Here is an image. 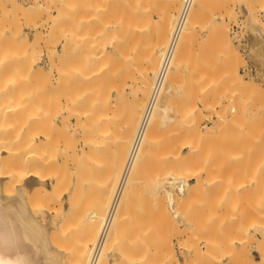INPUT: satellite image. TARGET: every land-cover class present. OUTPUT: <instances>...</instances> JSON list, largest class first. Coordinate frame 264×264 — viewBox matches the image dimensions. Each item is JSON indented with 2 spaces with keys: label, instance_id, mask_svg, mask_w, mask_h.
I'll return each instance as SVG.
<instances>
[{
  "label": "bare ground",
  "instance_id": "6f19581e",
  "mask_svg": "<svg viewBox=\"0 0 264 264\" xmlns=\"http://www.w3.org/2000/svg\"><path fill=\"white\" fill-rule=\"evenodd\" d=\"M0 1H1L0 7H4L6 9L3 3L4 0L3 1L0 0ZM6 1L8 4H10L11 10L14 9V11L17 14L19 11V14L20 12H23V13L26 12V13H29L30 15V12H32V8L35 10L37 8L39 9L42 6L41 5L42 0H33L32 4L28 5L29 8L26 7L27 5L24 6L22 2H19L21 0L19 1L18 0H6ZM62 1L64 3H62ZM62 1L61 3H59L56 0V3H59V5L57 6L53 5V9H51V11H49L50 8L49 10L47 9L48 11L47 10L45 11L46 13H43L42 11V14H46L45 16L46 20H44L45 22L43 23H46L49 25V30H48L49 38L54 33L55 31L54 29L57 28L56 32L58 31V29L60 30L57 32L59 33L58 34L59 37L58 35H56L57 34L56 32H55L56 34L54 33L56 35L54 37H58L57 38L59 39L58 41L62 42L61 48L59 50L54 49L55 47L50 50L49 49L46 50V55L48 56L49 54L48 56L49 58L47 61L48 66L46 65L47 66L46 70L43 68L39 70L37 68V70H35L36 72L34 71L31 73V71H33L31 70L32 69L30 65L31 63L30 64L29 62L23 63V65H21L23 66V68H24V65L27 64L25 66L26 67L25 71L27 70V68H29L27 67L28 64L31 67V69L29 68L30 69L29 72L24 73L26 76V79H25L24 74L20 73L19 68H18V65H20L23 62V61H20L21 63H19V60H18L19 57L22 56V54H20V56H17V54H14V55L10 54L14 52L13 50L9 53H6L8 52L6 51L7 49H4L3 53H1L2 50H0V264H88L91 254L93 252V249L98 243L100 231L104 223V220L107 217V214L110 211V208L112 206V201H113L116 189L118 187L121 174L125 166L126 159H127L132 141L138 130L139 123L141 121V117L144 111V107H145L146 101L151 91V87L153 83L152 76L155 77L158 71L162 54L172 34V31H173L172 29L174 28V23H175L172 15L174 14V12H176L177 6L180 0H172V1L167 0L166 2L169 1L167 5L164 2H162L164 5H166V8H165L166 10L164 11L163 9L162 10L163 12L161 11L162 12L161 17L163 16L162 18H159V16H157L159 19H157L158 21H156V23L158 24L154 22L155 23L154 25H156V27L154 26L155 33L151 32V30L153 31V29L151 28L153 27V23H151L152 20L150 19L152 18L151 13L153 12L151 9L155 7L154 4H150L151 3L150 1H152L153 3V1L155 0H72L73 3L71 0L70 1L62 0ZM207 1L208 0H195L194 1L193 7L189 14V18L186 22L185 28L180 37L171 68L166 77L162 93L146 125L137 154L133 160V163L129 170V174L125 179V184L121 189V193L119 194L118 201L114 207V210L111 216L110 227L108 229L106 237L104 238L101 244L96 264H110L109 263L110 257L113 258V256H115L117 251L120 252V254L123 252L126 253L125 252L126 243H124L123 240L126 241L128 239L127 235L128 236L130 235L129 238H132L131 233L133 232V230H135L137 226V221L143 220L142 216L144 217L145 215L146 219L147 217H151L144 213V210H145L144 206L146 205L147 207L148 205H150L149 204L150 201L152 203L153 201L156 203V205L154 206L151 204L152 206L150 205L149 207L153 209L151 208L150 209L154 210L155 214H158V216H160L161 219H162V216L166 218L168 217L167 206H169L170 208V206H173V204L175 203L174 205L177 207L175 201H177L178 203V201L181 198H179L178 200V197L176 196L177 199L174 200L176 197L173 198V195H171L170 191L166 187L167 185H170L171 189H176L178 192L177 195L180 197H183L185 192L189 194V190H191L190 188H193L192 181H195L196 183L200 182V176H199L200 174L198 175V173L200 172L197 171L196 173L193 171L192 172L193 174L192 173L190 174V171H189L190 169L189 170L187 169L185 171V169L183 170L180 167V165L184 167V164L186 163L187 159L183 158L184 160H182L181 159L182 157L179 156L178 152H177L178 155H176V157L172 159L176 160L175 158L180 157L179 159L182 160V162L181 161L179 162L181 164L177 160H176L177 162L170 161L169 157H167V155L164 153L169 148L172 149L171 144L168 145V142H167L169 140L171 141V137H168L170 135H167L168 139L169 138L170 139L167 141L165 140V142L167 143L166 148H168L166 149L165 144L164 146H161L159 144L161 143V141L159 140L158 136L159 137H163V136L162 135L160 136V134L158 133H160L159 130L163 129L164 127L166 126L169 127L168 125H170L171 123L176 125V129H175L176 133L175 134L173 133L175 132L173 129L175 128V125L174 126L171 125L172 127H170L169 130L166 128V130L170 131L172 128L173 129L172 133L174 134V136H176L177 134H181L183 136V134H185L186 132L187 123L185 122V117L188 115H189L188 117H190V114H192V112H189V113L186 112L188 115L187 114L185 115V112L184 111L182 112L181 109H177L181 112L179 111L176 112L175 110L176 105L173 103L174 101H171L172 92H174L173 83H175L174 80L176 81V79H178L176 76L177 72L183 66L187 48L191 40L195 37V34L197 33L196 28L199 25L204 24V22H206L207 19L208 20L210 19L208 15L211 14V12H209L208 14L207 10L208 11L211 10L212 4H210L211 6H209L210 1H208L209 2L208 6L210 8L206 7ZM232 1L233 0H231V2ZM56 3L54 2L52 4H56ZM65 3L66 5H63ZM155 3H158V0H156ZM60 4L63 6H61ZM5 5L7 4L5 3ZM227 5L225 3V6ZM261 5L262 6H260V10L262 9V7H264V3H262ZM163 7L165 6L162 5V8ZM248 7L250 8V6ZM205 8H208V9L205 10ZM220 8L218 5L216 9L219 11ZM29 9L31 10L29 11ZM157 9L158 8H156V10ZM40 10L42 9L40 8L38 12ZM224 10H227V9H224ZM4 11H1L2 14ZM35 11L31 13L33 14V16L34 15L37 16V13H35ZM158 11L160 12V9ZM205 11L208 15L205 13ZM214 12L215 11H213L212 13ZM16 13H14L13 15H15ZM42 14L41 16L43 17ZM13 15H12L13 18H11L10 20L11 25H14L11 22L15 19ZM255 15H254V18H255ZM31 16H29V18H32ZM210 16H212V14ZM25 17L28 18V16H25ZM1 18L2 17H0V23H1ZM43 18L41 19V21H43ZM204 18L206 21L204 20ZM220 18H223V17H220ZM37 19L39 20V18ZM38 20L36 22L34 21L35 23L32 22L33 25L35 24L34 31H35V28L36 29L38 28L37 30H39L40 28L41 29L43 28L44 24H42V22L39 23ZM36 23H39V24L36 25ZM214 23H215L214 25H210V26H213L211 27L213 30V31L211 30V35L213 34V38H216L221 41L230 42L228 39L227 29H225L224 27L221 28L219 27V25L218 27H216L217 26L216 24H219V23H216V21H214ZM11 25L10 27L12 28L13 26ZM261 26H264V25H261ZM10 30L11 29H9V31ZM209 30L207 32H209ZM148 31H150L151 33H148ZM39 33H40V37L37 36L35 38L36 35H34V39L37 40V38L39 37V39L41 38L42 40L41 30ZM152 33L154 34V36L151 35ZM4 34L5 32L1 33L0 31V38H2L0 39V43H3L2 45H4L3 40H5V42H6V38L9 40V37L5 36ZM149 34L151 35V37L148 36ZM15 35L17 36L18 34H15ZM10 37H12V35H10ZM153 37L154 39H150ZM53 38L51 37L50 39L53 40ZM11 39L12 38H10L9 40L10 43H11ZM147 40H150V41L152 40V41L151 43H149L150 41H147ZM14 41L16 42L15 39ZM21 41L19 42L21 43ZM34 42L32 43L34 44ZM50 42L51 41H49V43ZM142 44L144 45V48ZM50 46H52L51 43L49 47ZM47 51H48V54H47ZM136 52L139 53V55L137 53L138 56L136 54L133 55ZM15 55L17 58L15 57ZM142 58L144 61H142L141 62L142 64H141L140 61ZM137 60L138 61L140 60L139 65L141 66H138L136 64ZM134 65L138 67V68L136 67L137 68L136 71L133 69ZM30 73L32 74L34 78H32ZM26 74H29L30 76ZM28 76L30 77V79ZM129 83L130 84L132 83V85L134 84V87L136 86V88H134L135 94L133 92L134 89L132 88V86H129V89L130 87L133 89V90L130 89L132 90L133 93H129V94H134V97L131 95V97H133L134 100L133 98H130V97L129 98L131 100L128 99L129 94L126 92V88ZM24 85L26 86L22 87ZM124 90H125V94H123ZM126 93L128 94V96H125L127 95ZM116 94H118L119 96L124 95L123 97H126L124 100H127V99L129 100V101L127 100L125 103L123 100L124 104L132 102V100L133 102L131 104H126L127 105L126 107V105L120 103L121 102V98H120L118 99L120 105H117L118 104L117 97L115 96L116 99L113 98L114 95ZM201 95H204V93L203 94L201 93ZM174 98H175V95L172 99ZM113 102L114 104H112ZM112 105H115L116 108L117 106L121 107V105H123L122 108L126 107V110L122 113L121 111H118L120 110V108L118 107L117 108L118 110L114 109L115 111H113ZM218 105L219 104H217L216 106ZM115 106L113 107L115 108ZM142 107H143V111H142ZM176 107H179V106H176ZM201 109H204V108H201ZM117 113H120L119 116L117 115ZM195 113H197L196 118L202 117V114L200 111L199 112L196 111ZM198 113H200L201 115ZM197 115H199V117H197ZM250 115L254 117L253 119L250 118V120L252 119L250 122L252 124L256 122V125L253 124V126L254 125L256 126V132L259 131L260 133H264V124H262L264 123V118L260 119L259 117V115L261 114L259 115L250 114ZM203 116L205 117V115ZM188 119L193 120L194 118L193 119L188 118ZM195 125L198 127V123H196ZM196 126L195 128H197ZM257 128H259L258 131H257ZM207 130L209 131V129ZM259 132L258 134L262 136ZM161 133H165V130L163 129ZM167 133L169 132H166V134ZM172 133H171V136H172ZM109 139H111L112 141L110 140V142L106 145V147H104L105 144L103 143L104 142L107 143ZM180 139L178 138L179 141ZM199 139L200 140L198 143H201L202 140L201 138ZM162 140L164 142L163 138ZM186 140L187 138L185 137V142L187 143L188 141L191 140V137L190 139H188V141ZM157 141H160V142L157 143ZM174 141H176V139ZM174 141L172 140L171 142L174 144ZM179 141H177V143ZM111 142L113 143L115 142L114 146L112 145L113 143L111 144L113 149L109 146ZM156 144H158V147H156ZM159 145H160V150H163L165 148V152H162V155L160 157L161 159H158L160 162H158V160L155 159L156 158L155 156H157L158 154L160 155L161 153L154 155V153H157L156 151H158ZM196 145L198 148H200V144L199 145L196 144ZM109 147L112 150H109L110 149ZM173 147L175 148L172 150H176V149L178 150V147L176 148V146L174 145ZM197 147L195 146L193 150L196 151ZM103 149L105 151H103ZM171 149H169L170 151L168 150L170 154L172 153ZM203 149L205 148L202 147V150ZM106 150H109V152L107 153ZM168 151L166 153H168ZM101 152L103 155L100 154ZM105 153L111 156L112 159L111 158L105 159L103 157V156H106ZM163 154L166 155V157H162ZM173 154L175 153L173 152ZM193 154H197V152ZM185 156H188L189 158L188 154ZM98 158L99 159L101 158V160H103V164H106L107 166L106 169L108 171L110 170L111 174L108 171L107 173H109V176L113 175L112 176L113 179L112 178L110 179V177H106L108 175L107 173H105L106 176H104V181H102L103 179H101V177H100L101 181L97 177L95 178V176L93 178V175H94L93 171L101 169V165H100ZM103 158L106 161H104ZM153 159H155V161ZM152 160L153 162H156L157 160L156 163L157 164L159 163L161 165V166L156 165L155 163V165L157 166L156 168V166L152 164V166L154 165V168H155L154 170L155 173L153 176L155 177L156 170L158 171L160 170V171L159 172L157 171L159 173L156 176L157 178L153 179L155 181H153V185H151L154 188V189H151L152 192L150 191V188L152 187L146 188L152 193L151 196L149 197V194H148L144 198L143 195H146V193L145 191H144V194L141 193L142 190L144 189V187L141 184L146 181L145 182L146 185L144 184L143 185L150 186L148 184H151L150 182L152 178L150 177H152V174H150L151 171L149 170L150 173L147 174V176L149 177L150 175L149 177L151 179L150 180L147 178V176H144L143 173L147 172L148 171L147 169L151 167L147 165L148 164L151 165ZM184 161L185 163H183ZM105 162L107 163L110 162V163H108L107 165V163ZM170 163H173L174 165ZM158 166H159V169H158ZM170 166L172 170L173 168L175 170L176 167L178 166L176 170V172L177 171L178 172L176 173L175 171H172L170 169ZM185 168H188V167H185ZM202 168L203 167H201V169ZM145 169L147 171H145ZM179 170H181L180 173H179ZM187 171H189V173H187ZM144 177H146V179ZM141 178H142V182L140 184L139 182ZM143 179L145 181H143ZM93 180L95 181L97 180L101 182V183L98 182L100 183V186H101L100 191H98L99 184L95 181L93 182ZM148 180L150 181L148 182ZM94 183H97L98 185L97 184L95 185ZM92 185L98 186L97 187L98 189L96 188V190H94L95 188ZM85 186H91L90 190L92 189L95 193V197L96 196L97 197H96L94 205L89 210L87 215L83 213L85 214V216L83 215L85 218H83L82 219L83 221H82L81 218L79 219L77 218L80 217L79 214L82 215L81 212H87V211L86 209H84V211L83 209H80L81 207H79L80 205L78 206V204L81 203V198L83 196V195L81 196V193L83 192V190L84 191L87 190V189H83ZM140 186L141 188L143 187V189H141ZM136 192L141 193V194L137 193L138 196L141 195L139 196V200L137 199L136 195H134ZM65 197H66V200H64ZM140 197L142 198V201H140L141 200ZM146 197H149L150 200L149 199L143 200V199H146ZM188 198H189V195H188ZM188 198L185 199V201L180 200V202L182 201L186 203V200H189ZM133 200H138L139 202L138 201L135 202ZM64 201L67 205V209H65L64 207ZM144 201L145 202L147 201L148 205ZM131 202L134 203L133 206ZM130 203H131L132 208L136 210V212L135 211L133 212L130 206ZM165 203L167 204L166 207H165ZM136 205H139V207H137ZM135 206L136 208H134ZM200 206H199V210H200ZM217 206L218 208H220L221 205L218 204ZM138 208L139 209L143 208V210L140 209L142 210V212L138 210L141 213L139 212L137 215ZM150 209L148 208L149 211L146 209L147 213L150 212ZM201 209H203V207ZM129 210L132 212H128ZM214 210L215 212L213 211V207H212L211 211L213 212V214L214 213L216 214V215L214 214L215 215L214 216L212 213H210L213 216L212 219L216 218V216L220 214V211L222 209L220 211L218 210L219 214L216 213L217 209H214ZM154 211L151 212L152 214L151 213L149 214L155 217L154 220L155 219L157 220L158 216L154 215ZM176 212H178V210ZM188 212L190 211H187L186 215L188 214ZM222 213L223 212H221L220 215H223ZM139 215L141 216L142 220L137 219L136 221V218ZM153 217H151L152 220H153ZM128 218L131 220L129 221ZM208 218H209V215H208ZM127 219L129 223L126 222ZM148 219L147 220L144 219V221L149 222L150 224L152 221H149ZM168 219L169 218H167L166 220ZM217 219L216 220L210 219V221L216 222ZM132 220L135 221L136 223L134 224ZM191 222L193 223L195 221H191ZM215 222L213 223L211 222V224H214ZM219 222H221L220 219H219ZM130 223H133V224L130 225ZM140 223L141 222H139L138 224L139 228L141 227V225H143V223H141V225ZM170 223L172 224L173 222H170ZM151 224L152 225L149 226L151 228L146 227L147 229H145L143 225L139 229V231L142 232V235L143 236L145 235L144 237H141V238L144 239L146 236H148V234L152 232L151 230L159 229V228H152V226L156 227L157 225L153 224V222ZM208 224L211 225L210 222ZM209 225L207 226L210 227ZM124 226H126L127 229L128 227L129 229L131 228V230H128L130 231L129 234L128 232H126L127 229ZM164 226L165 225H163V227ZM187 227L189 228V226ZM142 228H144L145 230H142ZM210 228H212V226ZM190 229L191 231L194 230L195 232L199 233L198 231L194 229V227L192 228L190 227L189 230ZM208 229H205V230L209 234ZM147 230L151 232L148 233ZM189 230H186V232L188 231L190 234L191 231ZM199 231L201 233L202 230H199ZM136 232H133V233H136ZM157 232L155 231L154 233L157 234ZM203 232L205 233L204 230ZM215 232H217V229ZM138 233L133 234V237L134 235H136L137 240H140V241L132 240L131 244L129 243L130 247L133 246V243L136 244L135 241L140 242V245L143 242V239L141 238L138 239V237H140L139 236L140 233L139 234ZM154 233L152 232L151 234L154 235ZM204 235L206 234H203V236ZM124 236L127 239H125ZM155 236L156 235H154V237ZM194 236L195 235L193 234V237ZM203 236L201 235V237H198L200 238V241H195L194 239H197L196 237L192 238L193 239L192 241H194L193 244L197 242L195 245H193L194 247L193 251L198 250L199 247L202 246V245L199 246L197 244L198 242L201 243V238H203ZM211 236H215V235H211ZM148 238L146 237L144 240L147 241ZM150 240H151V236L149 238V242L144 241V243L146 242L145 245L148 248L145 247L144 249L143 247L144 243L142 244L143 249L142 248L141 249L143 253L147 251L146 249H149V246H150V249L152 247L153 248L156 247V249L154 248V250L155 251L157 250V246H156L157 242L156 244H154V246H152L153 239L151 240L152 241L151 243H150ZM215 241L217 240H214L213 243H215ZM260 241H262L261 244L264 243V240L260 239ZM217 243L216 244L210 243V244H212L215 247L217 246ZM129 245H127V247ZM196 245L197 247L199 246L198 249ZM205 245L208 246L209 244L204 243V246ZM189 246H191L190 243H189ZM207 246H205V251L208 249H211V252H208L209 250L207 251V253L211 254L213 250L212 248H210L211 247L210 245L209 247ZM123 247H125L124 248L125 250L122 252ZM130 247L128 251H130L131 249ZM133 247L131 249V254L135 253L132 255H135L134 257H136V253L139 250L136 251V249L134 248L135 249L134 250ZM139 247L140 246L138 245V249ZM159 247H162V246H159ZM167 247H168L167 250H170V247L169 246ZM217 248L218 246L215 247L214 250L216 249L218 253L220 251L222 253L223 252L225 253V250H222V249L226 247L223 246L222 248H218V249ZM227 249H226V252H228ZM132 250H134V252H132ZM143 250H146V251L144 252ZM157 251L156 253L154 251L153 253L151 252L153 255H151V253L147 251L146 254H144V256H143V253H141L142 255L140 256H139L140 253H137L138 254L137 256H139L138 259L142 260L144 263L146 261L144 258H147L149 253L153 257L155 256V254L158 253ZM203 254H204V251H203ZM213 254H212L214 256L213 258H215V253ZM223 254L220 253V256ZM150 255L148 256L149 258H150ZM125 256L126 255L122 257H125ZM141 256L143 258H140ZM131 257L132 256H130V258ZM208 257H207V260L210 259L211 261L213 259V258L211 259ZM169 258H171V261H173L172 257H169ZM220 258L218 259L216 258L218 262V263L216 262L217 264H219ZM135 259H137V257ZM228 259H230V262H231V256L229 257L228 255ZM261 260H262L261 262H264V253H262ZM118 261H120L121 263L122 260H118ZM148 261L150 260H147V264L149 263ZM208 261L206 262V264L209 263ZM214 261L216 260L212 261L213 264H216ZM155 262L156 261H154V263ZM137 263H139V261ZM117 264H119V262H117ZM139 264H142V262L140 261Z\"/></svg>",
  "mask_w": 264,
  "mask_h": 264
},
{
  "label": "rangeland",
  "instance_id": "374dc122",
  "mask_svg": "<svg viewBox=\"0 0 264 264\" xmlns=\"http://www.w3.org/2000/svg\"><path fill=\"white\" fill-rule=\"evenodd\" d=\"M5 1L6 0H4L3 3H4V6L6 7V9L4 7H0V17H2L1 23H0V31H1V33L5 32L4 35L8 36L9 40H10V38H12V39H11V43L7 38H6V42H5V40H3L4 45L6 47L4 45H2L3 43H0V46H1L0 50H2L1 53H3L4 49H7L6 51H8V52H6V53H9L13 50L14 52L10 53V54H13V55L17 54V56H20V54H22V56H20L18 59L19 63H21L20 61H23L20 65H18L20 73L24 74L25 72L26 73L29 72L31 67H32L31 70H33V71H31V73L34 72L35 70H37V68L39 70H41L42 68L46 70L47 66H48L47 61L49 58L48 57L49 56L48 51L54 47H55L54 49L59 50L61 48L62 42H59L58 41L59 39H57L59 37V35H58L59 33H57V32L60 31L58 29V31L56 32L57 28H55L54 29L55 31L54 30L53 31H54V33L55 32L57 33V34L56 33L55 34L58 35V37H54L56 35L52 32L54 35L52 34L51 37L52 38L54 37V38H53V40L50 39L51 37L49 38V33H48L49 25L46 23H43V22H45L44 20H46V17H45L46 14H42V11H43V13H46L45 11L47 9L49 10V8H50L49 11H51V9H53V5H55V6L59 5V3H61L62 0L61 1L57 0V2H59V3H56V0H42V2H41L42 4L40 3L42 5L40 7L42 9V10H40L41 12L40 11L38 12V10L40 8L39 9L37 8L38 10L35 9L36 11L32 8V12H30V15H29V13H26V12L25 13L20 12V14H19V11L17 14L14 11V9L11 10L10 4H8L7 1L6 2ZM32 1L33 0H28V1L27 0H25V1L21 0L19 2H22V4L24 6L27 5L26 7H28V5L32 4ZM166 1L167 0H158V3H155L156 0L153 1V3H152V1H150L151 2L150 4H154V6H155L154 7L155 9L153 8L154 10L151 9L155 14L152 11H151L152 13L149 12V13H151V16H152V18H150V19L152 20L151 23H153V27H151L153 29V31L151 30V32H153V33H155L154 29H155L156 25H154V24L156 23V21H158L157 19L163 17V16L161 17V13L163 12L162 10L164 9V11H165L166 5L169 3V1H172V0H169L168 2H166ZM208 1H210V3ZM208 1H207L206 7H209V6H211L210 4H212L211 10H213L215 12L212 13L213 11H211V10L208 11L207 10L208 8H205V10H207L208 14H209V12H211L212 16L213 15L214 16L213 17L210 16L211 14L208 15L205 11V13L208 15V17L210 19L209 20L207 19V21H206L204 18V20L207 22V24H206V22L203 21L204 24H201L196 28L197 33L195 32L196 33L195 37L191 40V42L187 48V52L185 55L183 66L177 72L176 76L178 79H176V77H175L176 81L174 80V82L176 84L173 83V88H174L173 91L174 92H172L171 101H174L173 103L176 106L180 107L179 108V107L175 106L176 112L179 111L177 109H181L182 112L184 111L185 115L189 112H192V114H190V117H188L189 116L188 114H187L188 116L185 117V122L187 123L186 124V128H187L186 132H185V134H183V136L181 134H177L178 137H177V135L174 136V134L176 133V130H175L176 125L173 123L168 125L169 127L166 126L163 128L165 130V133H161V131H163V129L159 130L160 133H158V134H160V136L162 135L163 137L158 136L161 143H159L160 141H157V143H159L161 146H164V144H165V148H166L167 143L165 142V140L167 141L170 139V138L168 139V137H171V141L172 140L174 141L175 139H176V141H174V144H173L169 140V141H167L168 145L171 144L172 149L175 148V147H173V145H174V146H176V148L178 147V150L177 149L172 150L171 148H169V149H171V152H172L170 154L169 153L170 150L168 148H166L169 150V151L167 150L168 153H166L167 151L165 152V148L163 149V147H162V149L164 151L160 150V145H159V149H158V151H156L157 153H154V155L161 153L160 155L159 154L157 155L158 157L155 156L156 157L155 159H157V160L161 159L160 157L162 155V152H165L164 154H166L167 157H169L171 162L176 161V160L178 162L179 161L182 162V160H184V159L189 160V161L186 160V163H185V161L183 162V163H185L184 167H182V165H180V167L183 170L185 169V171L187 169L188 170L190 169L189 170L190 174L193 171L196 173H197V171L200 172V173H198V175L200 174L199 175L200 176V182L196 183L195 181H192L194 189L190 188L191 190H189V194L187 192H185L183 197L178 196L177 190L171 189L170 185L166 186L168 188V190L170 191L171 195H173V198L177 196L178 200H179V198H181L180 200L185 201V199H187L188 195H189V198H188L189 200H186V203L182 202V201H181L182 202L181 203L180 200L178 201V203H177V201H175L177 207L174 205L175 204L174 203L173 206H170V208H169V206H167V204L165 203V207L167 206V212H168L167 218H169L168 220H166L167 218L163 217V216H162V219H163L162 220L161 217L158 216V214H155L154 210H151L153 208H151L149 206L151 204L153 206L156 205V203L154 201H153V203L150 201L149 202L150 205H148L147 201L146 202L144 201L148 205L147 207L145 205L144 209L148 210V208L149 209L151 208L150 212L147 213V210H146V212L144 210V213L148 216L153 217L151 215L152 214L151 212L154 211V215L158 216L157 220L156 219L154 220L155 217H153V220L151 217H147V219L150 218L148 220L152 221L153 224L157 225V226L155 225L156 227L152 226V228H159L157 230L154 229L156 232L158 230H160V231H158L156 234V233H154L155 232L154 230L149 229L156 236L154 237V235L151 234L152 232L147 230L148 233L149 232H151V233H149V234L147 233L148 236H146V237L150 238V236H151V240L153 239L152 240L153 242L150 240V243L152 242V246H154V244H156V242L159 246H162V247H159L156 244L157 250H159V251H157V250L156 251L159 253V254L157 253L159 256L157 254H155V256L152 257L151 255H153L152 254L153 251L156 253V251L154 250V248L156 249V247L153 248L151 246L152 248L150 249V246H149V249H146V250L150 253L152 252L151 255L149 253L152 261L148 257L149 255L147 256V258H144L146 260L145 261L146 263L145 262L143 263L142 260L138 259L139 256L142 255L141 253H143L142 252V249H143L142 244L144 243V241H146V240H144L146 237L144 239L141 238V237H144L145 235L143 236L142 232H140L139 229L143 225H144L145 229H147L146 227L151 228L149 226L152 225L151 224L152 222L149 224V222L144 221V219L147 220L145 215H144V217L142 216L143 220L141 219V216L139 215V216H137V218L135 216L136 221H137V219H140L142 221H139V220L137 221V226L136 225L135 226L138 229L135 228V230L138 231L140 234L138 232H136L135 230H133V232H136V233H133V232L131 233L132 238H129L130 235L128 236L126 234L128 239L125 238V236H124V238L127 240L126 241L123 240V242L126 243L125 244L126 250L128 251V249L130 247L129 243L131 244L132 240H137L136 235H134V237H133V234L138 233L140 236V237L137 236L138 239L139 238L143 239V242L141 241L142 243L140 245V242H137L140 240H137V241H135L136 244L133 243V246H134V244H135V246L134 247L132 246V247H133V249L135 248L136 251L139 250L137 252V253H140L139 256H137L138 254L136 253L137 259H135L136 258V257H134L135 255H132L135 253L131 254L132 247H130L131 249L128 252L124 249L125 247H123V250H122V248H121V250H122V252L125 250L126 253L123 252V253H121L123 255H121L120 252L117 251L115 256H113V258L110 257V260H109L110 264H114V262H115V264H117V262H119V264H129V263L135 264V262H136V264H139L140 261L142 262V264H147V260H150V261H148L149 262L148 264H206V262L208 260H209L208 261L209 263H207V264H211V263L213 264V262H212L213 260H216V261H214L216 263L217 259L222 257V256L223 257L219 259V264H221V263L222 264H264V262H261L262 261L261 256H262V253H264V243L261 244L262 241H260V239L264 240V239H262V238H264V230H262V229H264V137H262V136H264V133H260L258 131L259 128H257V131L262 135V136H260L258 134V132H256V126H255L256 122L253 123V124H255L254 126L250 122L254 118L250 114H252V115L253 114L254 115L261 114V115H259L260 119L264 118V115H262V114H264V26H261V25H264V24H262V23H264V7H262V9L260 10V6H262L261 4L264 3V0H249V1L248 0H245V1L244 0H233L232 2H231V0H228V1L227 0L226 1H224V0H208ZM54 2L56 4H52ZM162 2H164L166 5H164ZM5 3L7 5H5ZM62 3H64V2L62 1ZM67 3H69V2H67ZM72 3H73V1H72ZM208 3H209V6H208ZM225 3H226V5L228 4L227 5L228 7L225 6ZM248 3H249V5H248ZM1 5H3V4H1ZM63 5H66V3ZM63 5H61V6H63ZM162 5L165 7L162 8ZM179 5L181 6V0L178 3L176 12H174V14L172 15L174 18V22L176 20L177 13L179 12L178 9H180ZM218 5H219V8L222 6L219 11L216 9L218 7ZM248 6H250V8ZM1 8H3V9H1ZM156 8H158V9L156 10ZM222 8L227 9V10H224ZM64 9H65V7H64ZM159 9H160V12L158 11ZM30 10L31 9H29V11ZM33 10L35 11V13H37V16L36 15L33 16V14H31L34 12ZM1 11H4L3 14ZM12 11H14V12H12ZM223 12H224V14H223ZM14 13H16L17 16H16V14L13 15ZM40 13L43 15L44 18L41 16ZM12 15L15 18L14 20L12 19L14 22L11 21L14 25H11V23H10L11 18H13ZM21 15H23V16H21ZM230 15H232V16H230ZM254 15H255L256 19L254 18ZM3 16H5V17H3ZM25 16H28V18H26ZM29 16H31L32 18H29ZM157 16H159V18ZM205 17H206V15H205ZM220 17H223V18H220ZM37 18H39V20ZM42 18H43V21H41ZM16 19H17V21H16ZM222 19H223V21H222ZM37 20L39 23L42 22V24H44L43 25L44 29L40 28L39 30H37L38 28L37 29L35 28V31H34L35 24L33 25V23H35ZM214 21H216V23H219V24H216L217 25L216 27H218V25H219V27H221V28L224 27L225 29H227L228 39L230 42L221 41V40H218L216 38H213V34L211 35V30H212L211 27H213V26H210V25H214L215 24ZM28 22H29V24H28ZM211 22H212V24H211ZM7 23H8V25H7ZM39 23H36V25ZM27 24H28V26H27ZM156 24H158V23H156ZM250 24H251V26H250ZM10 25L13 27L11 28ZM46 25H48V26H46ZM202 26L203 27L205 26V27L203 28ZM200 27H202V28H200ZM235 27L238 28V30H236ZM45 28L47 29V31ZM198 28H200V29H198ZM9 29H11V30L9 31ZM148 29H149V27H148ZM205 29H207V30H205ZM40 30L42 33V36H41L42 40H41V38L39 39ZM156 30H157V28H156ZM208 30H209V32H207ZM144 31H145V29H144ZM151 32L148 31V33H151ZM14 33L18 34V35L16 36ZM50 33H51V31H50ZM153 33L151 35L154 36ZM2 35H1V37H2ZM10 35H12V37H10ZM34 35H36L35 38L37 36H39L37 38V40L34 39ZM151 35L149 34L148 36L151 37ZM207 35L208 36L211 35V36L208 37ZM16 37H18V38H16ZM25 38H26V40H25ZM0 39H2V38H0ZM14 39L16 40L18 45L14 41ZM21 39H22V41L23 40H25V41L22 42ZM150 39H154V37L150 38ZM7 40L9 41V43ZM45 40H47V41H45ZM48 40L51 41L50 43L52 46L55 44L56 41H58V42H56V44L53 47L52 46L49 47L50 43ZM19 41H21V43ZM147 41H150V40H147ZM151 41L149 43H151ZM32 42H34V44ZM6 43H8V44H6ZM13 43H15V44H13ZM18 46H20V47H18ZM47 47H49V48H47ZM143 48H144V45H143ZM47 49H49L47 51L48 56L46 55ZM39 51H41V52H39ZM137 53L138 52L134 53L133 55H135V54L137 55ZM10 54H8V55H10ZM38 55H40V56H38ZM138 55H139V53H138ZM15 57H16V55H15ZM143 58L141 59V61L139 60L140 63L142 61H144ZM36 59H38V60H36ZM139 61L137 60L136 64L138 66H141V65H139ZM27 62H29V64L31 63L30 64L31 67L28 64L27 67H29L30 69L27 68V70L25 71V68H26L25 66L27 64L24 65V68L21 65H23V63H27ZM249 64L252 65V67L254 68L253 73L250 72V70H249ZM135 65L133 66V69L136 71V69L138 67ZM181 69H182V71H181ZM20 70H22V71H20ZM178 73H179V75H178ZM26 75H29V74H26ZM31 76H32V74H31ZM24 77L26 79L25 74H24ZM20 78H21V76H20ZM32 78H34V77L32 76ZM153 78L154 77L152 76V82H153ZM29 79H30V77H29ZM23 84H24V82H23ZM25 84H26V82H25ZM129 84L127 85L126 92L128 94L134 92V94H135L134 88H136V86L134 87V84L132 85V83L130 85ZM25 86L26 85H24L22 87H25ZM129 86H132V88L134 90L131 87H130V89H132L133 92H132V90L129 89ZM199 92H201L202 94L204 93V95H201V93H199ZM118 94H120V93H118ZM118 94L114 95L113 98H115V96L117 97V100L121 98L120 103H122V104H124L128 99L131 100L130 98L134 97V94H129V96L127 94L125 96H128V99L124 100L126 97H123L124 95L119 96ZM123 94H125V90H124ZM131 95L133 97H131ZM174 95H175V98L172 99L174 97ZM118 96H119V98H118ZM117 100H115V101H117ZM123 100H124V103H123ZM133 100H134V98H133ZM133 100H132V102H133ZM132 102H129L126 104H131ZM117 103H116L117 105H120L119 100L117 101ZM112 104H114V102ZM126 104H124V105H126ZM202 104H204L206 106H204ZM217 104H219V105L216 106ZM115 105H112L113 111H115L114 109H117L119 107L120 110H118V109L117 110L121 111L122 113L126 110V107H127V105H126V107L122 108L123 105H121V107L117 106V108H116ZM113 106H115V108ZM143 107H144V105H143ZM143 107H142V111H143ZM201 108H204V109H201ZM121 109L122 110L124 109V110L122 111ZM197 109L201 112L203 118L206 117L205 119H203L202 117L200 118L199 115H197V117H199V118H196L197 113H195V112L196 111L199 112ZM181 111H179V112H181ZM119 114L120 113H117L118 116H119ZM198 114H200V113H198ZM191 115H192V117H191ZM203 115H205V117ZM188 118H192V119L194 118L197 121L194 119L189 120ZM250 118H252V119L250 120ZM186 120L187 121L189 120V121L187 122ZM194 121L196 123H198V127L195 125L196 123ZM262 124H264V123H262ZM171 125L172 126L175 125V128H173L175 132H173L172 128H171L172 131L166 130V128L169 130L170 127H172ZM195 126L197 128H195ZM251 127H253V128H251ZM207 129H209V131ZM166 132H169V133L166 134ZM212 132H214V133H212ZM171 133H172L173 137L171 136ZM167 135H170V136L167 137ZM181 136L184 140L181 138ZM185 137L187 138L186 141H188V139H190V137H191V140H190L191 142L188 141L187 142L188 144H187L185 142ZM158 138H157V140H158ZM162 138L164 139L165 143L163 142ZM178 138L179 139L181 138L180 141L178 140ZM199 138H201V140H202L201 143H198L200 140ZM110 140L111 139H109L107 143H105V142L103 143V144H105L104 147H106V145L110 142ZM177 141H179V142L177 143ZM112 143L113 142H111L109 145L111 148H112V145L114 146L115 142L113 144ZM184 143H185V145H184ZM196 144H198V145L200 144V148H198ZM195 146L197 147L196 151L193 150ZM104 147H102V148H104ZM156 147H158V144H156ZM202 147L205 149L202 150ZM111 148L109 150L113 149V148L112 149ZM214 148H215V150H214ZM104 149H106V148H104ZM104 149H103V151H105ZM109 150H106L107 153L109 152ZM204 150H205V152H204ZM214 151H216L217 153ZM173 152L175 154H173ZM177 152L179 153V156L182 157L181 158L182 160L179 159L180 157L175 158L176 160L172 159V158L176 157V155H178ZM196 152H197V154H193ZM107 153H105L106 156H103V157L105 159L106 158L112 159V157L109 156ZM100 154H102V152ZM164 154L162 157H166V155H164ZM187 154L189 155V158H188V156H185ZM110 155H112V154H110ZM192 155H193V157H192ZM213 155H214V157H213ZM205 157H206V159H205ZM200 158H201V160H200ZM105 159H104V161H106ZM155 159H153V160L155 161ZM153 160L151 161L152 163L150 162L151 165H149V164L147 165V166H151L150 167L151 169L150 168L147 169L148 171L150 170L151 173H150V171L148 172L146 169H145V171H147V172L143 173L144 176H147V174H149V173L152 174V177H150V175H149V177L152 178V180L147 176V178L151 180V182H150L151 184L147 183L150 186H144V185H146L145 184L146 181L144 179H143V181H145V182H143L141 184L142 178L139 182L144 187V189H143V187L141 188V186H140V188L143 189L141 193L144 194V191L146 193V195H143L144 198L148 194H149V197L151 196V194H152L151 189H154L153 186H151V185H153V181H155L153 179L157 178L156 176L159 174L158 172L160 171V170L159 171L156 170L155 177L153 176L155 173L154 165L157 162V160H156V162H153ZM99 162L101 165V169L93 171V174H94L93 178H94V176H95V178L97 177L98 179H100V177H101V179H103L102 181H104V176H106L105 173H107V171H108L106 169L107 166H106V164H103V160H101V158L99 159ZM158 162H160V161L158 160ZM105 163H107V162H105ZM108 163H110V162H108ZM108 163H107V165H108ZM173 163H175V162H173ZM173 163H170V164H173ZM152 164H154V165L152 166ZM156 165H160V164L156 163ZM177 167L175 170H174V168L172 170L171 166H170V169L172 171L176 172ZM185 167H188V168H185ZM201 167H203V168L201 169ZM156 168H157V166H156ZM152 169L154 172L152 171ZM158 169H159V166H158ZM181 170H179V173ZM189 171H187V173H189ZM108 172L110 173V170ZM109 173H107L108 175L106 177H110V179L111 178L113 179V177H112L113 175L109 176ZM143 175H142V177H143ZM106 177H105V179H106ZM115 177H116V175H115ZM144 178L146 179V177H144ZM101 179H100V181H101ZM150 180H148V182ZM94 181L95 180H93V182ZM100 181L96 180L95 182L98 183ZM97 183H94V184L96 185ZM100 183H98L99 189L97 188L98 186L92 185L95 188L94 190H96V188H97L98 191H100V187H101ZM103 184H104V182H103ZM196 186H197V188H196ZM86 187H88L89 189ZM90 187L91 186H85L83 188V189H87L88 191L83 190V192H82L83 194L81 193V196L83 195L81 198V203L78 204V206L80 205L79 207H81L80 209H83V211H84V209H86L87 212H81L82 215L79 214L80 217H78V215H77V217H78L77 219L81 218V220H82L83 218H85L84 217L85 214L87 215V213L89 212V210L92 208V206L95 203L97 196L95 197V193L92 189L90 190ZM147 187L148 188L152 187V188H150L151 192L148 189H146ZM86 192H87V194H86ZM153 192H154V190H153ZM88 193H90V194H88ZM137 193H139V194H141V193L136 192L134 194V195H136L137 199L139 200V196H141V195L138 196ZM96 195H97V193H96ZM149 197H146V199H143V200H147V199L150 200ZM177 197L174 200H176ZM64 200H66V197ZM138 200H133V201L136 202ZM140 201H142V198ZM131 203L133 206L134 203L133 202H131ZM131 203H130V206H131ZM218 204L221 205L220 208H218V206H217ZM178 205H180V206H178ZM200 205L203 207V209H201L202 207ZM82 206H83V208H82ZM132 206H131V208H132ZM136 206L139 207V205H136ZM136 206L134 208H136ZM199 206H200V210H199ZM64 207H65V209H67V205H66L65 201H64ZM212 207H213L214 212H215L214 209H217L216 210L217 214H219L218 212L222 209L220 211V214H221V212H223L222 213L223 215L219 214L218 216H216V218L212 219L213 216L210 214V213L213 214V212L211 211ZM156 208H157V206H156ZM156 208H154V209H156ZM140 209L143 210V208H140ZM140 209L138 208L137 211ZM132 210H133V212L134 211L136 212V210H134L133 208H132ZM142 210H140V211L142 212ZM174 210H175V212H174ZM177 210L180 213L176 212ZM140 211L137 212V215ZM187 211H190V212H188V214L186 215ZM128 212H132V211L129 210ZM169 212L171 213V215ZM198 212H199V214H198ZM83 213H85V214H83ZM149 213H151V214H149ZM131 214H133V213H131ZM189 215L192 217H190ZM208 215H209V218L211 220H214V219L216 220L218 217L217 221L216 222L210 221V219L208 218ZM132 216H134V215H132ZM169 216H171V217H169ZM193 217H194V219H193ZM158 218H160V219H158ZM128 219L126 222H128ZM207 219H208V221H207ZM219 219L221 222H219ZM130 220L131 219H129V221ZM133 220H132V222L135 224L136 222ZM187 220L190 222L195 221L196 223L195 222L190 223ZM205 220L207 223L205 222ZM139 222L143 223V225H141V223H140V225H141L140 228L138 227ZM145 222L147 223V225L148 224L149 225L147 226ZM170 222H173V223L171 224ZM209 222H210V224H211V222L212 223L215 222L214 223L215 225L214 224L209 225L208 224ZM133 223H130V225ZM217 223H218V225H217ZM163 225H165V226L163 227ZM197 225H198V227H197ZM207 225H209L210 227L212 226L213 229L208 227ZM187 226H189V228L194 227V229L196 231H198L199 233L195 232L194 230L191 231V229L189 230V228ZM199 226H201V227H199ZM206 226H207V228H206ZM124 227L126 228V226H124ZM170 227H171V229H170ZM261 227H262V229H261ZM144 228H142V230H145ZM185 228H186V230L191 231L190 234L192 236L189 234L188 231L186 232ZM199 228H201V229H199ZM126 229H124V230H126ZM205 229L209 230V234L206 232ZM216 229H217V232H215ZM128 230H131V228L129 229V227H128V229L126 230V232H128V234H129L130 231H128ZM199 230H202L201 233ZM203 230L205 231V233L203 232ZM170 231H172V232H170ZM192 232L195 235L194 237H193ZM173 233H174V235H173ZM202 233L206 234V235L208 234L207 237H206V235L203 236ZM199 234H201L203 236V238H201L202 244L200 242H198L197 245H199V246L202 245V246L201 247L198 246L199 247V249H198V247L196 245L198 250H194L195 251L194 252L193 251V249H194L193 245H195L197 242L195 244H193L194 241H192L193 240L192 238L196 237L197 239H194V240L200 241V238H198V237H201V235H199ZM152 235L155 239L152 237ZM172 235H173V237H172ZM211 235H215L216 237L211 236ZM190 236H191V238H190ZM149 238L147 239L148 242H149ZM206 238H208V239H206ZM202 239H204V240H202ZM214 240H217V241H215V243H213ZM191 241H192V243H191ZM204 241H206V242H204ZM137 243H139V244H137ZM145 243L143 246L144 249H145V247L148 248L145 245ZM150 243H148V244H150ZM189 243L191 246H189ZM204 243L209 244L211 246L210 248H212V250H213V252L211 254L207 253L208 250H209L208 252H211V249H208L205 251V246H207V245L204 246ZM210 243H212V244L217 243L218 248H222L223 246L226 247V248L222 249V250H225V253L223 252L224 253L223 254L220 251L221 249L219 250L220 252L218 253L216 249L214 250V248L217 246L214 247ZM220 243H222V244H220ZM127 245H129V246L127 247ZM138 245L140 246L139 249H138ZM209 245L207 247H209ZM167 246L170 247V250H167V248H168ZM163 247H164V249H163ZM207 247H206V249H207ZM226 249L228 252H226ZM134 250H132V252H134ZM146 250H143V251L145 252ZM164 250H165V252H164ZM119 251H120V249H119ZM167 251H169V252H167ZM203 251H204V254L206 256L203 254ZM146 252L143 253V256H144V254H146ZM213 253H215V258H213L214 257ZM220 253L223 255L220 256ZM226 254H227V256H226ZM124 255H126V256L122 257ZM228 255H229V257L231 256V262H230V259H228ZM130 256H132L134 258H132V257L130 258ZM118 257H120V258L122 257V258L120 259ZM154 257L156 258V260ZM169 257H172L173 261H171V258H169ZM207 257L211 258V259L213 258V259L210 261V259L207 260ZM224 257H226V258H224ZM140 258H143V257L141 256ZM114 259H115V261H114ZM118 260H122L121 263ZM153 260L156 262L154 263ZM128 261H130V262H128ZM138 261H139V263H137ZM226 262H228V263H226Z\"/></svg>",
  "mask_w": 264,
  "mask_h": 264
},
{
  "label": "built area",
  "instance_id": "2783aa9c",
  "mask_svg": "<svg viewBox=\"0 0 264 264\" xmlns=\"http://www.w3.org/2000/svg\"><path fill=\"white\" fill-rule=\"evenodd\" d=\"M194 1L195 0H181V6H180L179 12L177 13V16H176V20H175V24H174L172 34H171L170 39L167 43V46H166V48L162 54L158 71H157V73L153 79L151 91H150V94H149L148 99L146 101L144 111H143V114L141 117V121L139 123L138 130H137L136 135L132 141V144H131V147H130V150H129V153H128V156L126 159V163H125V166L123 168L121 178H120L118 187L116 189V192H115V195H114V198L112 201V206L110 208V211L107 214V217L104 220V223H103L101 231H100L98 243L96 244V246L93 249V252L91 254V257L89 259L88 264H96V262H97V258H98V254L100 251L101 244H102L104 238L106 237V234H107L108 229L110 227L111 216H112L114 207L118 201L119 194L121 193V189L125 184V179L129 174L130 167H131L133 160L137 154L138 148H139L140 143H141L142 135H143L145 128H146V125H147V123H148V121H149V119H150V117H151V115H152V113L156 107L157 101L159 100L160 95L162 93L166 77H167L168 72L171 68L180 37L183 33L186 22L189 18V14H190V11L193 7ZM235 29L238 30V28H236V27H235ZM249 70L252 73L254 72V68L250 64H249Z\"/></svg>",
  "mask_w": 264,
  "mask_h": 264
}]
</instances>
